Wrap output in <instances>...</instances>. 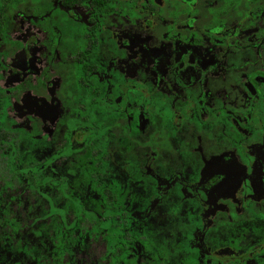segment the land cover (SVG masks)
I'll use <instances>...</instances> for the list:
<instances>
[{"label": "flooded vegetation", "instance_id": "af4514ba", "mask_svg": "<svg viewBox=\"0 0 264 264\" xmlns=\"http://www.w3.org/2000/svg\"><path fill=\"white\" fill-rule=\"evenodd\" d=\"M0 264H264V0H0Z\"/></svg>", "mask_w": 264, "mask_h": 264}]
</instances>
